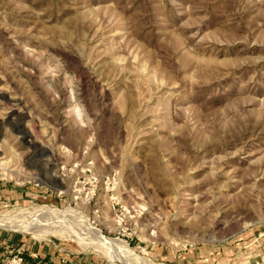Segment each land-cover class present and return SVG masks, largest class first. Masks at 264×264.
Returning a JSON list of instances; mask_svg holds the SVG:
<instances>
[{
    "label": "rangeland",
    "instance_id": "rangeland-1",
    "mask_svg": "<svg viewBox=\"0 0 264 264\" xmlns=\"http://www.w3.org/2000/svg\"><path fill=\"white\" fill-rule=\"evenodd\" d=\"M52 209L149 264H264V0H0V215ZM54 223L0 264H118Z\"/></svg>",
    "mask_w": 264,
    "mask_h": 264
},
{
    "label": "bare ground",
    "instance_id": "bare-ground-1",
    "mask_svg": "<svg viewBox=\"0 0 264 264\" xmlns=\"http://www.w3.org/2000/svg\"><path fill=\"white\" fill-rule=\"evenodd\" d=\"M52 211H48L46 214L37 213L36 215H32L31 218L0 215V229L20 232L39 240H49V236L52 235L53 227L42 229L41 222L47 220L56 223V221L59 222L68 220L70 222V220H73V225L75 224L82 230L89 231L92 236V240L87 242L84 241L83 244L80 245L85 250L97 251L101 254H104L108 259L118 264H149L143 259L141 260L140 258L132 255L128 251L129 249L127 250L126 247L120 245L119 242L113 241L100 235V233L97 230H94L83 217H79L75 213H71L69 211H58L56 209H52ZM64 235L69 237H64L66 239H72L73 237H75L74 235H72V232L69 235L64 233Z\"/></svg>",
    "mask_w": 264,
    "mask_h": 264
}]
</instances>
